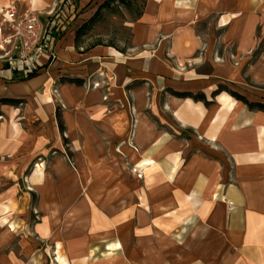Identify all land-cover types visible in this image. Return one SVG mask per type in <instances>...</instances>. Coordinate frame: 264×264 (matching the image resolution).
Returning <instances> with one entry per match:
<instances>
[{"label":"crops","instance_id":"1","mask_svg":"<svg viewBox=\"0 0 264 264\" xmlns=\"http://www.w3.org/2000/svg\"><path fill=\"white\" fill-rule=\"evenodd\" d=\"M95 1L102 0L78 3ZM56 2L0 0V13L15 5L18 14L45 15ZM212 12L224 21L218 26L219 43L252 45L262 21L257 0H146L142 15L131 25V45L125 52L108 45L83 51L69 30L55 38L54 55H43L27 76L0 61V99L19 101L0 103V224L7 227L0 226V252L14 237L12 215L1 216L2 206H13V200L1 201L6 196L3 184L29 168L24 180L37 197L34 211L45 222L36 238H61L69 225L78 230L82 222L90 227L107 220L113 228L124 223L118 244L126 247L131 236L127 224L133 217L138 222L151 212L156 221L159 216L182 217L190 223L197 217L209 233L202 235L193 253L219 254L218 264H264V112L239 101L247 107L243 118L225 134L221 125L211 131L204 151L189 149L186 140L163 132L143 113L160 106L158 95L164 93L163 107L174 114L179 105L194 100L174 96L171 90L204 93L194 89L195 74L207 84L215 77L218 85L239 68L207 61L195 71L192 57L202 46L206 50L209 37L198 33L194 23ZM245 66L246 74L264 84V52ZM64 76L84 83L62 82ZM247 98L264 103V91ZM206 99L208 105L195 102L212 105V99ZM132 152L135 163L130 161ZM134 166L143 175L138 186L129 177ZM146 175L153 178L149 185ZM101 188L106 190L103 210L96 198ZM137 190L132 198L131 191ZM115 208L122 210L121 218Z\"/></svg>","mask_w":264,"mask_h":264},{"label":"rangeland","instance_id":"2","mask_svg":"<svg viewBox=\"0 0 264 264\" xmlns=\"http://www.w3.org/2000/svg\"><path fill=\"white\" fill-rule=\"evenodd\" d=\"M104 1L106 0L81 6L78 0H57L49 10L55 14L58 13V17L55 18L57 29H54L52 33L54 38L58 39L69 30L73 31L75 38L76 29L83 25L76 41L77 45L83 49H90L94 43H100L97 45L112 46L120 52L127 51L131 45V25L142 15L146 0H125L129 6L120 0H111L100 6ZM257 3L259 12L262 13V21L260 20L254 33L251 46L240 48L236 42L228 45L219 43L218 36L222 30L219 27L224 21L214 12L194 23L198 33L209 37L206 50H203L204 46H202L192 57L196 65L194 66L195 71L203 67L207 61L226 63L229 69L234 66L239 67L231 78L222 81L226 87L236 89L249 98H252L254 93L264 91V84L255 82V79L246 74L244 70L246 64L254 63L264 52V0H257ZM139 10H142L141 15H138ZM46 15H42V18ZM54 41L55 39L53 43ZM207 49L208 53H206ZM201 50L205 53L202 54ZM242 59L243 62L240 64L239 61ZM0 61L5 63L4 59ZM23 74L27 76L30 73ZM178 77L182 78L179 75ZM194 80L196 82L195 91H204L205 96L212 99V105L206 106L190 99L179 105L177 110H174V114H170L163 107L165 102L163 93L161 96L158 95L160 106L156 109L147 108L143 113L163 132L171 134L172 137H178L180 140H186L188 142L186 147L189 149L193 147L195 150L204 151V145L209 144L208 140L211 139L209 135L211 131L216 129L218 131V126L221 125V133L225 134L232 124L243 118V112L247 107H242L240 102L227 91L222 90L217 93L218 95L210 96L211 90L218 86L215 77H212L209 84L203 82L199 74H195ZM133 127L134 120L132 129ZM131 147L135 148V144ZM28 171L29 168L24 170L19 179L16 178L3 184L5 188L2 191L6 192V196L1 201L5 203L13 200V206H2L1 216L8 218L12 215L14 237L6 247L4 246L6 245L5 239H3L2 247H4L0 252V264H218L219 262V254L209 255L201 251L193 253V248L202 240V235L209 233L202 220L197 217L191 223L187 222L190 220L187 218L183 220L182 217L161 218L159 216L156 221L150 217L151 212H148L146 218L138 222L133 217L129 225L127 224L131 227V236L126 247L118 244L119 238L124 233L122 231L124 223H115L116 226L113 228L107 220L93 223L90 227L87 222H82L78 230L71 229L69 225V228L62 230L61 238L53 237L50 240L36 238L35 233H42L40 227L45 222L34 211L37 197L34 192L28 190L24 180ZM13 187V193L10 195ZM96 192V198L101 199L98 202L100 208L106 209L107 206L102 200L106 190L101 188ZM137 193L138 190L131 191L132 198L138 196ZM14 195H17V198L12 199ZM115 209L116 215L121 218L122 210L120 212L118 208ZM132 213L134 214L133 206L131 207ZM0 226L7 228L5 222H2ZM107 228L114 229L113 234L110 235L108 232L109 236H107ZM71 231H74L72 235ZM32 249L34 252L31 251Z\"/></svg>","mask_w":264,"mask_h":264},{"label":"built area","instance_id":"3","mask_svg":"<svg viewBox=\"0 0 264 264\" xmlns=\"http://www.w3.org/2000/svg\"><path fill=\"white\" fill-rule=\"evenodd\" d=\"M42 18L39 13L18 14L15 5L0 13V59L23 73H31L40 64L43 55L52 57V35L56 30V17L52 11Z\"/></svg>","mask_w":264,"mask_h":264},{"label":"trees","instance_id":"4","mask_svg":"<svg viewBox=\"0 0 264 264\" xmlns=\"http://www.w3.org/2000/svg\"><path fill=\"white\" fill-rule=\"evenodd\" d=\"M109 1L111 0H106L104 1L100 6H102L103 4H107ZM122 3L126 4L125 0H120ZM126 6H129V3L126 4ZM142 13V10H139L138 11V15H141ZM83 29V25L78 27L75 31V43L77 41V38L79 37V34L81 33ZM97 44H100V43H94L93 45L91 46H95ZM76 46L77 43H76ZM85 50H88L87 48L86 49H83V51ZM3 66L7 67L8 64L5 62L3 64ZM61 81L62 82H69V83H74L76 85H82L84 83V80L82 78H79V77H67V76H64V77H61ZM227 91L229 93V95H231L232 97H234L236 100L242 102L243 104H245L250 110H253V109H257V110H260V111H263L264 112V103L260 102V101H253V100H249L246 96H244L243 94L233 90V89H230L228 87H226L224 84H218L217 86V89H215L213 92H212V95H215L217 94L218 92L220 91ZM171 93L174 95V96H177V97H190L192 98L193 100H196V101H202L204 102L206 105H208L210 103V101H208L206 99V96L203 92H197V93H193L191 91H175V90H171ZM19 101L17 99H9V98H1L0 99V103H12V104H17ZM56 120H57V125H58V129L60 131V133H63L64 130H65V127H64V124H63V121H62V118H61V115L59 113L58 110H56Z\"/></svg>","mask_w":264,"mask_h":264},{"label":"bare ground","instance_id":"5","mask_svg":"<svg viewBox=\"0 0 264 264\" xmlns=\"http://www.w3.org/2000/svg\"><path fill=\"white\" fill-rule=\"evenodd\" d=\"M135 160H136L135 153L132 152V153L130 154V161H131V163H135ZM129 177H130V180H131L132 185H133V186H138L139 183L141 182L140 179L143 178V175H142V173H141L140 171H138V170L136 169V167L134 166V167H132V168L129 169ZM144 179H145V183H146V185L151 184L152 181H153V178H152L151 176H149V175H146V176L144 177ZM161 209H162V210H165V209H167V207H164V206H163ZM92 224H93V223H92ZM106 231H107V229H106ZM128 232H130L129 229H128Z\"/></svg>","mask_w":264,"mask_h":264}]
</instances>
